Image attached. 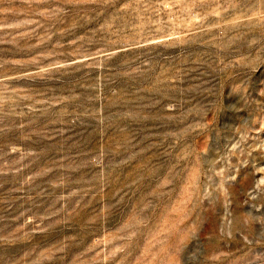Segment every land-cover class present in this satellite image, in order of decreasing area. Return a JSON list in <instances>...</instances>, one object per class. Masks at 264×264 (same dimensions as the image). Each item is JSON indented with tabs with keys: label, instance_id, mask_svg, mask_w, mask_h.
<instances>
[{
	"label": "rangeland",
	"instance_id": "374dc122",
	"mask_svg": "<svg viewBox=\"0 0 264 264\" xmlns=\"http://www.w3.org/2000/svg\"><path fill=\"white\" fill-rule=\"evenodd\" d=\"M0 264H264V0H0Z\"/></svg>",
	"mask_w": 264,
	"mask_h": 264
}]
</instances>
